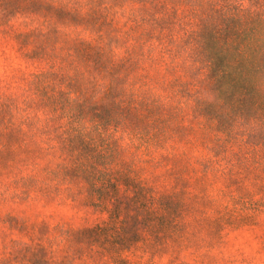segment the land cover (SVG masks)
Listing matches in <instances>:
<instances>
[{"label": "clouds", "instance_id": "9594fccd", "mask_svg": "<svg viewBox=\"0 0 264 264\" xmlns=\"http://www.w3.org/2000/svg\"><path fill=\"white\" fill-rule=\"evenodd\" d=\"M0 264H264V0H0Z\"/></svg>", "mask_w": 264, "mask_h": 264}]
</instances>
